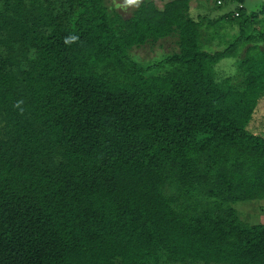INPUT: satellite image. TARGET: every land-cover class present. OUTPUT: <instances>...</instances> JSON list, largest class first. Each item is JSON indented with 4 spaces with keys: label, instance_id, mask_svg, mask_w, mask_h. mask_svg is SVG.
Returning a JSON list of instances; mask_svg holds the SVG:
<instances>
[{
    "label": "trees",
    "instance_id": "16d2710c",
    "mask_svg": "<svg viewBox=\"0 0 264 264\" xmlns=\"http://www.w3.org/2000/svg\"><path fill=\"white\" fill-rule=\"evenodd\" d=\"M233 1L0 0V264H264L233 207L264 201V3Z\"/></svg>",
    "mask_w": 264,
    "mask_h": 264
},
{
    "label": "rangeland",
    "instance_id": "374dc122",
    "mask_svg": "<svg viewBox=\"0 0 264 264\" xmlns=\"http://www.w3.org/2000/svg\"><path fill=\"white\" fill-rule=\"evenodd\" d=\"M146 0H105L108 7H114L116 12L123 18H128L133 10L140 4V2ZM156 4L158 8H161L167 1L170 0H149ZM247 7V12L257 11L260 9L264 0H245ZM226 4V6H225ZM235 4L233 0H218L216 4L210 2L209 0H191V11L194 17H197V14H206L214 15V13L222 14L231 9ZM215 5L221 6V9L215 11ZM240 6V5H238ZM207 10V12H203ZM213 11V12H212ZM228 27L227 33L232 35V39L236 35L235 26H226ZM251 29H247V33H250ZM225 32V30L223 31ZM228 35V34H227ZM230 37L225 38L229 40ZM175 38H168L166 40L160 41L155 45H148L141 49H136L133 51V54L136 55L143 62H148L150 60H156L161 55L170 54L176 51ZM227 72H230L232 67H224ZM253 122L249 124L248 130L254 132L259 136L264 138V98L259 102L255 113L253 115ZM236 210L238 216L242 221L248 222L249 224H263L264 223V201L263 202H253V203H244L236 204L233 206ZM239 208V211H238ZM240 212V214H239ZM241 215V216H240Z\"/></svg>",
    "mask_w": 264,
    "mask_h": 264
}]
</instances>
